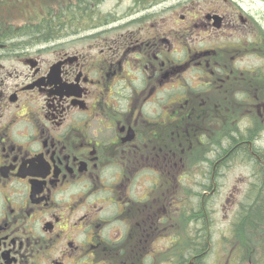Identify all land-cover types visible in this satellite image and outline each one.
<instances>
[{
	"label": "flooded vegetation",
	"instance_id": "1",
	"mask_svg": "<svg viewBox=\"0 0 264 264\" xmlns=\"http://www.w3.org/2000/svg\"><path fill=\"white\" fill-rule=\"evenodd\" d=\"M18 37L0 264H201L222 170L264 171V0H68L65 29Z\"/></svg>",
	"mask_w": 264,
	"mask_h": 264
},
{
	"label": "rangeland",
	"instance_id": "2",
	"mask_svg": "<svg viewBox=\"0 0 264 264\" xmlns=\"http://www.w3.org/2000/svg\"><path fill=\"white\" fill-rule=\"evenodd\" d=\"M66 0H0V16L2 18L10 19L11 23L18 24L27 21L39 19V12L42 11L44 15L45 11L53 6H57L58 3H65ZM112 5L110 2L105 4V8H110ZM44 17V16H43ZM258 42V38L253 39ZM256 44H252L255 47ZM255 48H250L249 52L252 55ZM254 60L250 59L251 63H255ZM262 132L259 138V143L264 147V124L260 132ZM224 174L220 181V190L216 197L213 199L212 226L211 231V250L205 258L202 259L201 264H230V255L233 250H237L235 241L233 242L234 236L233 225L236 221V214L240 209L241 204L246 203L247 195L252 187L255 178V168L252 165L244 166L237 162L228 168L222 170ZM252 173L254 175H252ZM169 237L173 240L175 236L177 243L183 245L186 243L183 230H169ZM184 237V240L181 238ZM158 244V243H157ZM156 245V244H155ZM188 248V246H187ZM247 248L243 247L242 259L244 264H252L250 258H248ZM251 257V256H249ZM188 260L186 261V264Z\"/></svg>",
	"mask_w": 264,
	"mask_h": 264
},
{
	"label": "trees",
	"instance_id": "3",
	"mask_svg": "<svg viewBox=\"0 0 264 264\" xmlns=\"http://www.w3.org/2000/svg\"><path fill=\"white\" fill-rule=\"evenodd\" d=\"M41 1V0H40ZM41 18L24 22L22 26L14 28L12 23L6 27V23L0 20V30L4 32L2 41L5 37H18L23 35L22 39L26 42L34 40L49 39L51 32L55 29H65L68 16V4H57L47 9L42 15V11L38 13ZM44 16V17H43ZM19 30L21 33L15 34L14 31ZM19 38V37H18ZM258 173L254 178L252 187L246 198V203L241 204L236 214V221L233 225L231 233L234 236L233 242L237 246V250H233L230 258V264H244L243 247L247 248V257L250 258L252 264H264V171H260V166L255 164ZM206 234H204V225L201 243L204 247ZM251 256V257H249ZM196 262V261H195ZM186 264V262H185ZM197 264V263H195Z\"/></svg>",
	"mask_w": 264,
	"mask_h": 264
}]
</instances>
